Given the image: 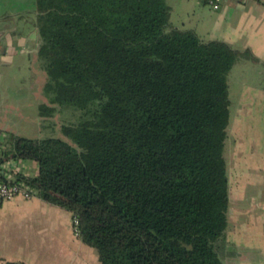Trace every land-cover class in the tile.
Segmentation results:
<instances>
[{
    "label": "trees",
    "instance_id": "16d2710c",
    "mask_svg": "<svg viewBox=\"0 0 264 264\" xmlns=\"http://www.w3.org/2000/svg\"><path fill=\"white\" fill-rule=\"evenodd\" d=\"M39 55L52 116L71 141L9 132L0 162L72 211L100 264H224L231 121L229 74L250 49L170 22L166 0H36ZM3 264H26L7 261Z\"/></svg>",
    "mask_w": 264,
    "mask_h": 264
},
{
    "label": "crops",
    "instance_id": "0c3cea01",
    "mask_svg": "<svg viewBox=\"0 0 264 264\" xmlns=\"http://www.w3.org/2000/svg\"><path fill=\"white\" fill-rule=\"evenodd\" d=\"M166 1L172 26L250 49L264 65L263 0H224L219 9L208 0ZM38 15L36 0H0V154L9 132L25 136L24 126L44 118L40 105L48 101L47 74L39 55ZM246 87L251 94H264L262 84ZM230 132L228 225L221 257L224 264H264V120L247 118ZM258 132L261 137L253 135ZM17 168L24 175L38 171L27 160H19ZM73 217L37 195L0 204V264H100L96 248L74 234Z\"/></svg>",
    "mask_w": 264,
    "mask_h": 264
},
{
    "label": "rangeland",
    "instance_id": "374dc122",
    "mask_svg": "<svg viewBox=\"0 0 264 264\" xmlns=\"http://www.w3.org/2000/svg\"><path fill=\"white\" fill-rule=\"evenodd\" d=\"M228 82L232 101V115L228 128L229 137L226 143V157L229 155L232 147L231 142H233V135L230 131L233 129V127L239 123H243V121H245L247 118L264 120V94H261L260 92L251 94L248 92V88L246 87L250 83L254 85H264V65L257 63L252 56H243L242 58L238 59L234 68L229 74ZM56 106L57 109L52 116L44 118L41 116L42 119L39 121V123L36 122L34 124L30 122L28 126H24V129L28 128L25 137H60L71 141L70 137L64 132L63 125L75 124L78 122L83 116L82 110L73 104L64 105L62 107H59L58 105ZM243 128L244 126H241L240 130H243ZM258 129L260 128L258 127ZM253 135L261 137L262 132H258V134L254 133ZM243 136L244 133H242V137ZM259 140H261V138H259ZM2 141L7 149H10L9 137H4ZM27 161L35 164L34 172H36L38 168L37 162L34 160Z\"/></svg>",
    "mask_w": 264,
    "mask_h": 264
},
{
    "label": "built area",
    "instance_id": "2783aa9c",
    "mask_svg": "<svg viewBox=\"0 0 264 264\" xmlns=\"http://www.w3.org/2000/svg\"><path fill=\"white\" fill-rule=\"evenodd\" d=\"M223 1L208 0L213 9H219ZM18 161V159L9 158L0 162V204L16 197L30 199L36 196V190L26 183L24 179L17 176L20 173L17 168ZM73 231L75 235L79 236V219L77 217H73Z\"/></svg>",
    "mask_w": 264,
    "mask_h": 264
}]
</instances>
